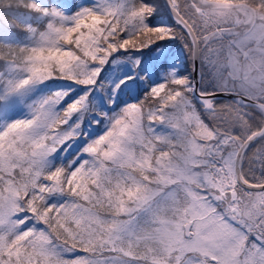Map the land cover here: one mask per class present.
<instances>
[{"label": "snow or ice", "instance_id": "obj_1", "mask_svg": "<svg viewBox=\"0 0 264 264\" xmlns=\"http://www.w3.org/2000/svg\"><path fill=\"white\" fill-rule=\"evenodd\" d=\"M0 264H264V0H0Z\"/></svg>", "mask_w": 264, "mask_h": 264}]
</instances>
